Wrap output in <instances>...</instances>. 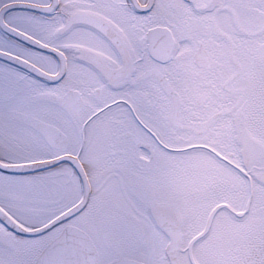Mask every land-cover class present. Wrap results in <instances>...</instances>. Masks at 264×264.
Here are the masks:
<instances>
[{
	"label": "snow or ice",
	"instance_id": "obj_1",
	"mask_svg": "<svg viewBox=\"0 0 264 264\" xmlns=\"http://www.w3.org/2000/svg\"><path fill=\"white\" fill-rule=\"evenodd\" d=\"M0 264H264V0H0Z\"/></svg>",
	"mask_w": 264,
	"mask_h": 264
}]
</instances>
